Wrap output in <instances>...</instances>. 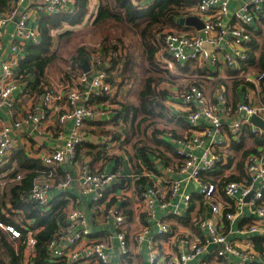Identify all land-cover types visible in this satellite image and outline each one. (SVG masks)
Here are the masks:
<instances>
[{
  "label": "built area",
  "instance_id": "2783aa9c",
  "mask_svg": "<svg viewBox=\"0 0 264 264\" xmlns=\"http://www.w3.org/2000/svg\"><path fill=\"white\" fill-rule=\"evenodd\" d=\"M26 0H11L5 9L0 8V108L7 109V114L13 117L15 92L20 87L21 73L18 69L19 43H37L40 40L38 26H31L33 14L51 15L60 11H73L76 0H30L29 7L23 12L20 7ZM134 1V0H133ZM193 5H186L184 16L195 15L203 20L204 27L196 32L178 33L172 29L156 30L154 43L157 47L158 59L171 70L176 62L197 63L210 61L217 65L223 61L240 72L247 82H264V71L251 72L243 70L247 65L254 48V32L250 28L254 19H259L264 12V0H248L242 2L231 12V0H193ZM135 2V1H134ZM136 3V2H135ZM19 15V16H18ZM18 16L13 42L6 47L2 41L4 28L8 22ZM35 18V17H33ZM125 50L110 49L108 53L98 46L88 55L90 71L77 69L69 64L66 68L65 80L44 84L41 93L43 108L34 107L27 113L23 121H32L37 129L49 119L52 111L58 112L59 122H73V127L60 145L51 146L44 158L45 169H42L33 182L29 195L24 200L37 203L43 211L51 207L54 199L53 190L66 191L75 179L68 173L64 179L56 178V169L76 157L80 145L88 141L83 126L88 120H97L102 116L112 117L121 111L123 102L119 97V87L110 81L109 70L111 62ZM225 51V52H224ZM20 60V59H19ZM107 63L106 69L100 66ZM116 72L113 70V73ZM116 83V82H115ZM226 87H220L217 100L209 101L200 85L194 83L183 88L181 98L185 103L195 102L194 108L186 114L187 120L199 132L194 135H184L175 140L176 153L180 158L179 179L166 180V196L159 199L160 206L167 208L173 199L179 198L186 209L192 204L193 192L188 191L192 182L203 203L210 209V218L199 216L195 218L196 228L202 232V237L196 240L186 233L176 232L162 218H157L156 202L159 195L158 187L152 185L140 191L136 197V211L142 225L135 233V239L142 243L148 238L149 226L152 222L157 226L158 233L169 236L170 244L178 247L164 264H187L197 259L196 264H217L203 255L213 253L216 260H227L230 256L239 257L233 264H264V251L256 250L253 237L249 250L237 247L226 232V222H233L243 213V206L248 205L252 213V222L247 227L250 234L264 236V144L257 151L246 155L243 165L244 176L239 180L224 178L206 179L204 174L215 171L218 167L231 164V147L239 143L245 129L264 140V128L252 122L254 115L264 119V100L257 104L249 101L238 102L231 106L226 95ZM44 96V97H43ZM64 102L69 108L63 109ZM79 102H82L79 104ZM221 111L232 115L231 123H224ZM207 121L203 124V121ZM23 121L6 123L0 117V165L8 162L15 151V141L12 131L20 127ZM108 141L112 139L107 137ZM110 138V139H109ZM81 192L93 194V201L99 207H104V217L113 221L116 237L119 241L117 261H112L108 240L94 236L93 224L86 212L73 206L67 208L64 220L59 230L53 235L48 244L50 258L63 259L76 264H134L127 243L128 217L117 203L107 204V192L119 183L123 175L118 172L97 169L92 171L85 164L82 168ZM21 177L20 175L17 176ZM124 181V182H123ZM122 190L127 191L129 182L123 179ZM124 196V195H122ZM217 197L225 199L219 200ZM105 202L103 203V201ZM10 205V204H8ZM4 212V208H3ZM182 217L181 212L176 213ZM0 227L7 231L12 238H21L23 233L15 224L4 222L0 216ZM37 230H27L23 241L25 250L34 256L38 243ZM214 245L215 247L210 246ZM150 264H157V253L153 240H149ZM189 249V250H188Z\"/></svg>",
  "mask_w": 264,
  "mask_h": 264
},
{
  "label": "crops",
  "instance_id": "0c3cea01",
  "mask_svg": "<svg viewBox=\"0 0 264 264\" xmlns=\"http://www.w3.org/2000/svg\"><path fill=\"white\" fill-rule=\"evenodd\" d=\"M136 3L146 4L151 0H134ZM133 1V2H134ZM248 0H231L229 4V8L231 12L236 10L238 6L242 2H246ZM76 4V2H75ZM194 4V3H193ZM191 4V5H193ZM30 5V0H26L25 3L20 7L19 12H23ZM188 4H184L186 6ZM75 7V5H74ZM99 7V0H89V9H90V17L92 14H96L97 9ZM184 12H186L184 8ZM32 20L30 22L31 26L37 27L39 25V21L43 15L33 14ZM19 16V15H18ZM18 16L8 22L7 26L4 28L2 41L4 42L6 47H10L13 42V36L18 20ZM35 17V18H33ZM185 30L188 32H196L198 29L192 25H183ZM251 29L254 32L255 42L254 48L251 53H255L257 56L260 53V46L264 41V12L258 19H254L250 25ZM192 27V28H191ZM190 28V29H189ZM174 29V28H169ZM260 30L262 32H260ZM263 37V38H262ZM21 44V42L19 41ZM25 47L20 48L18 54L19 59L23 58L27 54L28 46L30 43H26ZM257 45V47H256ZM225 52V51H224ZM156 57L157 53H156ZM203 65L190 63V62H176L175 70H169V74L176 80V75H188L189 74H199L197 76V80H199L198 85L203 88V91L208 98L209 101L217 100V92L220 87H226V95L228 97L229 103L231 106H235L238 102L241 101H249L252 104L260 103L264 100V82L259 83H251L247 82L240 75L241 71L232 68L228 64L223 61L218 62L217 65H213L210 61H203ZM158 64V63H157ZM178 67V68H177ZM243 70L251 71V72H260L257 68H254L252 65L243 66ZM113 73V72H112ZM115 72L113 73V75ZM239 74V75H238ZM66 75V67H64V75H61L57 81L61 82L65 80ZM210 79L211 81L208 83L207 87H203V79ZM121 78V77H120ZM118 78L114 82L123 92L124 86L121 84V79ZM166 76L157 86L158 90H167L169 94V98L165 100V104L169 110V114L172 116V121H160L156 124V127L161 131L158 134V138L163 141L162 144L158 146V149L155 152L148 153V157L150 161L143 160L142 156H137L140 151L138 150L135 153L136 160L134 161L129 154H127L122 148L119 146L122 144L119 141H126L127 128L126 124L123 122L121 118H116L115 115L112 117H107L106 115L102 116L97 120H88L83 126V130L85 134L88 136V141L84 144L80 145L77 149L76 157L72 160H68L67 163L57 167L56 178L58 180H62L65 176L70 173L73 175L75 181L70 188L66 191V197L69 199V204L67 208H71L73 206L82 208L86 214L88 215L90 221L93 224L94 236L100 237L102 239L108 240L110 243L109 254L112 261H117V249L119 246V241L116 237L115 228L113 221H107L104 217V207L105 200L103 201L104 206L99 207L97 203L93 201V194H83L81 192V177L83 176V166L85 164L88 165L89 169L95 171L97 169H106L111 172H118L119 175H123L121 181L125 179L129 182V189L127 191L122 190V184L119 182L116 185H113L111 189H109L106 194L107 196V204L117 203L125 212L127 209H131L132 215L128 217L127 222V243L130 250V254L132 257V261L134 264H150L149 253L150 246L149 240H153L155 244V249L157 253V264H164L166 259L175 251H178V247L172 246L170 244L169 236L158 233L157 226L154 222L149 226L148 238L142 243H138L135 239V233L139 231L142 221L137 216L136 211V197L140 193V191L144 189H148L152 187V185L158 187L159 195L157 197V202L155 205L157 218H162L165 222H167L174 231L186 233L191 235L195 240L197 238L202 237V232L199 231L195 226V218L199 216L210 218L212 213L210 209L203 203L200 195L196 192V186L191 182L188 187V191L193 192L194 195L192 197V204L189 209H186L184 202L180 201L179 198L173 199L170 205L167 208H162L160 206L159 199H163L166 196V180L167 179H179L182 176L178 172V166L181 164L180 158L176 153V144L175 138L171 136L175 131L180 137L184 135H194L198 131L186 118V114L189 110L194 108L195 102L185 103L181 95L179 97L172 96L173 89H170L171 86L175 85V81ZM51 79H48V81ZM170 80V81H169ZM22 82V81H20ZM51 82H55V80H51ZM25 83H21L20 87L15 92V104H14V114L13 117H10L7 114V109L0 108V117L6 123H13L15 121H23L26 119L27 113L30 109L34 107H38L39 109L43 108L42 104V96L38 97L37 90L32 92L28 90ZM140 86V83L137 82ZM131 90L134 91V97L132 94L126 95L124 94V102L126 101H136L137 98V90L139 87L134 89L132 84H129ZM184 85H182V92ZM173 88H175L173 86ZM208 88V89H207ZM180 89V88H178ZM82 102H79L81 104ZM61 107L63 109L69 108L67 104L64 102L61 103ZM221 116L224 123H231L233 117H236L235 113L232 115L226 114L224 111H221ZM207 121H203V124H206ZM73 127V122L68 121L65 124L59 122L58 112L52 111L49 119L41 126V128H35L34 123L32 121H23L20 127L15 126L12 131V137L15 141V151L14 155L8 162H4L0 165V177L5 176V174H11L15 168H18V160L15 157L21 156L22 159L25 157L35 159L44 164V158L49 153V149L51 146L60 145L64 142L65 138L69 134ZM152 128L148 130L146 133L145 141L142 143H152L150 140L153 136ZM249 130V129H248ZM116 136V137H115ZM246 136V142L251 141L252 145L250 149H255L257 151L258 148L262 147L264 144V140H261L257 136H248L247 128L241 137ZM107 137H111L108 141ZM115 137V138H114ZM258 138V142L256 141ZM242 138H240V142ZM165 141V142H164ZM170 146L167 148L165 143ZM239 142V143H240ZM141 143V144H142ZM234 145L231 147V164L224 165L222 167H218L215 171L211 172V174L206 175V179H214L217 177L219 179L223 173H227V171H232L235 167L239 168V163L237 165V154L234 151ZM134 147L135 144H134ZM244 146L240 149V151H244ZM161 153H164L166 157H163ZM237 155V156H236ZM236 157V159H235ZM9 163L13 164L14 170L11 169ZM244 165V163H243ZM7 166V167H5ZM5 167V168H4ZM138 167H141L143 170L141 171V175L136 173ZM6 171V172H4ZM22 171V172H21ZM240 171V170H239ZM236 169L231 172V176L235 175L238 178H242L243 174L240 173ZM21 177H16L13 179L1 178L0 179V190L2 193L4 192L5 185L8 183H19L21 181L23 175L26 170L20 168ZM141 176L148 177L146 182H141L137 184L138 178ZM215 179V180H217ZM124 182V181H123ZM58 188L53 190L54 197L63 193ZM124 195V196H122ZM219 200H223V197H217ZM125 202H128V205H125ZM9 201H7V204ZM66 208V209H67ZM181 212L182 217L178 216L176 213ZM252 213L249 209L248 205L243 206V213L239 215L233 222H226V232H228V236L231 240L234 241L237 247H240L244 250H249V247L252 246L250 240L253 237V234H250L247 231V227L251 224L253 218ZM29 222H32L31 220ZM189 250V249H188ZM29 256V257H28ZM32 256L30 253L25 250V263L29 264V261ZM203 258H208L217 264H233L235 261H239V257L230 256V262L227 260H216L215 255L211 253L208 255H203ZM197 259L190 260L187 264H196ZM99 264V263H92Z\"/></svg>",
  "mask_w": 264,
  "mask_h": 264
},
{
  "label": "trees",
  "instance_id": "16d2710c",
  "mask_svg": "<svg viewBox=\"0 0 264 264\" xmlns=\"http://www.w3.org/2000/svg\"><path fill=\"white\" fill-rule=\"evenodd\" d=\"M11 0H0V8L5 9L9 6ZM193 0H151L149 3L141 4L135 3L133 0H99V7L96 14L90 17L89 0H76L73 11H60L51 15H43L39 21L38 29L40 32V40L37 43H30L28 46L27 54L19 60L18 69L21 73L20 81L25 83V87L35 92L36 90L41 93L44 89V84L47 83L48 69L51 63L57 58V48L59 40L65 34H69V29L63 33L56 35L64 25L75 27L84 23L89 17L96 28L107 30L105 39L99 46L103 47L105 52L108 53L110 49H124V45L115 43L110 40L112 36L110 26H122L124 31L132 30L134 34L139 37L140 47L142 50V62L137 61V56L132 53L126 54L124 59L123 54H120L116 59H113L111 64L113 68L109 70L112 81L113 70L120 71L118 73L122 77L121 84L125 79L133 82L134 79L141 77L140 86L137 90L136 101L122 102V109L118 111L116 118H121L126 124L127 134L126 141H130L137 135H142L143 138H138L134 143L140 151L137 156H142L145 161H150L148 153L155 152L158 146L163 143L158 138L161 132L156 124L160 121H172V116L165 104V100L169 98L167 90H158V84L166 78L165 72L159 71V65L156 62L157 47L154 43L155 31H161L167 28L178 27L177 19L186 14L184 12V4L191 5ZM260 32H262L260 30ZM116 41H121L115 37ZM86 45L77 48L76 52L71 57L68 64H72L77 69H83L82 63L88 57L90 50ZM98 48V46H96ZM255 47V46H254ZM257 47V45H256ZM249 65L264 71V41L260 46V53L257 56L255 53L250 54ZM122 66V68H120ZM141 67V71L137 68ZM162 72V74L160 73ZM197 84V83H196ZM152 130V143H142L145 141L146 133L149 129ZM248 136H254L247 128ZM171 136L176 138L180 137L175 131ZM116 137V136H115ZM114 137V138H115ZM240 143H234V151L240 152V149L246 142V136L241 137ZM258 142V138H256ZM165 142V141H164ZM142 143V144H141ZM167 148L170 146L165 143ZM171 149V148H170ZM255 149H246L242 153V159L239 161V170L243 174V163L245 157ZM166 157L164 153H161ZM17 158L18 168H13V164L9 163L12 170L11 174H5L1 178L13 179L20 174V168L25 169L19 183H8L5 185L4 192L0 190V216L4 222L15 224L22 230L21 238H12V236L0 227V264H24L25 263V245L23 243L27 230H37L38 243L35 247V254L31 257L29 264H76L69 263L63 259H52L48 255V244L53 235L59 230L64 220V213L69 204V199L66 193H62L54 197L51 202V207L47 211L32 201L24 200L22 197L29 195L33 182L45 165L40 161L21 156ZM7 167V166H5ZM4 167V168H5ZM3 167L0 169V171ZM136 173L141 175L143 170L138 167ZM6 172V171H4ZM211 174V172L204 174ZM217 179L215 177L213 180ZM240 178L235 175L230 176L227 180H239ZM148 177L141 176L137 180V184L146 182ZM216 181V180H215ZM7 201H9L8 205ZM128 205L125 202L124 206ZM4 208V212H3ZM125 213L131 217V209L125 210ZM32 222H29V221ZM253 241L256 250L264 251V236L254 235ZM254 264H261L254 262Z\"/></svg>",
  "mask_w": 264,
  "mask_h": 264
},
{
  "label": "rangeland",
  "instance_id": "374dc122",
  "mask_svg": "<svg viewBox=\"0 0 264 264\" xmlns=\"http://www.w3.org/2000/svg\"><path fill=\"white\" fill-rule=\"evenodd\" d=\"M123 28L124 27H122L120 25L110 26V31L112 34V36L110 37V40L111 41L113 40L115 43H120V44L124 45V48H125V50L123 51L124 59L126 57V54L132 53L133 55L137 56V61L139 63L142 62V55H141L142 50L140 47L139 37L136 34H134V32L132 30L124 31ZM68 29H69L70 33L67 35L65 34V36L64 37L62 36L61 39L59 40V46L57 48V58L49 66L48 77L51 80L57 81V79H59L61 75H64V67L67 68V66L69 65L68 62L71 60V57L76 52L78 47L86 45L87 46L86 48H88V50H90L92 47L97 48L96 46L100 45V43L106 38L105 33L108 32L107 30H101L102 28H100V29L96 28L93 25V23L89 17L84 23L79 24L75 27H72L70 25H64L58 31H56L55 34L58 35L59 33H63ZM173 31L178 32V33L188 32L185 30V27L183 25H179L178 27H174ZM115 37H118L121 41L114 40ZM261 40L263 42V39H261ZM20 45L22 47H25L27 44L21 42ZM155 60L159 65V71L165 72V75L167 77H169L170 79H172L173 77L169 74V71H168L169 67H166L165 64H163L157 57ZM120 68H122V66ZM171 70L172 71L175 70V66L173 68H171ZM137 71L140 72L141 67L138 66ZM118 73H120V71H116L114 74V77L112 78V81L110 80L112 83H114L117 80V78H118L117 81H119L120 75ZM160 73L162 74V72H160ZM198 75L199 74H197V73H195V74H189L188 73V75H179V74L176 75V80H174V78H173V80L175 81V85H173V86L175 88H173V86H171V88H170V89L174 90L172 92V96L179 97L181 95L180 90L182 89V85H184L183 88H185L190 84L199 83V80H197ZM141 77L143 79L144 76H140V77H138V79H134L133 82L127 81V79H125V81L123 82L124 84L122 85V86H124V88H122L123 92L121 89L119 90L120 100L124 101V94H126V95L132 94V96H130V97H134V91L131 90V87L129 86V84H132L134 86V89H136L137 87H139L137 82L140 83ZM120 79H121L120 81H122V77ZM202 79H203V83H201V84H203V87L204 86L207 87L208 83L211 80L207 79L206 77L205 78L203 77ZM178 88H180V89H178ZM138 138H143V136L137 135V137L133 138L132 140L128 141L127 143H125L123 140L119 141L120 143L122 142V144L119 147L122 148L127 154H129L130 157L134 161L136 160L135 153L138 151V148L134 147V143L138 140ZM251 145H252L251 141L245 142L244 143V149H250ZM242 153H243L242 151L235 153L238 155V156L236 155L237 156V165H238L239 161H241V159H242ZM235 159H236V157H235ZM235 169L237 171H239L238 166H237V168L235 167L233 170H235ZM232 171H230V172L227 171V174H225V176L229 175L228 177H230ZM243 176H244V174H243ZM221 178H224V176L222 175L219 179H221Z\"/></svg>",
  "mask_w": 264,
  "mask_h": 264
},
{
  "label": "water",
  "instance_id": "95a60500",
  "mask_svg": "<svg viewBox=\"0 0 264 264\" xmlns=\"http://www.w3.org/2000/svg\"><path fill=\"white\" fill-rule=\"evenodd\" d=\"M177 22L179 25H192L195 26L198 30L202 29L204 27V23L203 20L195 15H190V16H182L179 17L177 19ZM107 66V63H104L100 66L101 70H105ZM82 68L85 72H89L90 71V64H89V60L86 57L82 63ZM44 97V96H43ZM252 122H254L256 125L264 128V119L260 116L254 115L251 118ZM212 247H215L214 245H211L209 249H211Z\"/></svg>",
  "mask_w": 264,
  "mask_h": 264
}]
</instances>
